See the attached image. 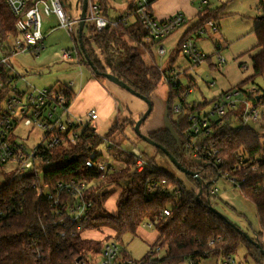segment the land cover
I'll return each mask as SVG.
<instances>
[{
  "label": "trees",
  "instance_id": "obj_1",
  "mask_svg": "<svg viewBox=\"0 0 264 264\" xmlns=\"http://www.w3.org/2000/svg\"><path fill=\"white\" fill-rule=\"evenodd\" d=\"M157 1L159 0L154 3ZM98 2L104 15L110 19L107 0H98ZM223 7L224 5L216 10L205 7L199 13V22L185 34L180 45L192 33L206 28L210 21L217 22ZM262 8L263 13L254 30L257 47L260 48L255 55H252L254 73L241 83L243 85L236 86L239 88H249V85L255 82V78L264 76V5ZM131 16L136 18V22L132 25L128 23V18ZM116 19H120L118 27L108 26L104 31L93 33L89 37L83 35L84 51L79 45L78 37L75 39L80 63L85 65L95 77L102 78V75H95L89 66L87 55L101 74L114 75L136 93L150 99L165 72H161L157 64H147L144 59V53H149L153 45L147 46L145 31L134 8H129L127 13ZM14 23L15 18L10 9L4 0H0V43L7 41L8 34H14ZM93 44L97 50L91 47ZM216 50L221 51V47L217 46ZM10 78V73L0 66V84H2L0 110L6 98L12 93L13 82L18 81L13 77L10 82ZM168 86L167 111L174 134L164 128L148 136L167 149L188 170L199 173L201 183L197 177L184 174L196 185L198 191H188L179 178L161 169L147 155L148 166L144 172L132 174L135 158L130 154L120 157L122 167H118L116 172L108 175L106 182L89 192L87 200L92 202V209L86 221L75 224L65 218L63 219L65 223L54 224L50 216L51 203L42 198L41 192L34 185L37 184L44 192L52 191L62 181L101 179L103 173L87 168L85 163L89 159H99V156H90L95 147L102 141L112 139L115 131L124 127L115 124L103 139L97 135L96 128L89 125L79 134L76 143L67 141L58 146L44 155L47 159L41 162L40 166L23 174L22 177L11 179L6 177V181L0 186V207L12 203L14 208L11 216L0 219V264H75L78 258L86 256L82 249L94 241L89 236L90 232H96L95 230L100 226L110 227L114 232L112 238L119 243L126 235L135 236L146 222L153 224L152 228L156 230L158 237L149 247L148 253L139 261L141 264H200L202 260L211 256L221 259L233 256L242 246L258 264H264V255L261 252L264 250V145L261 142V134L249 125L241 124L234 127L237 113L230 111L223 125L212 122L211 134L206 136L203 131L197 145L192 146V142L190 144L185 138V132L191 129L189 116L194 112L202 111L212 101L190 105L186 101L188 89L181 84L174 87L171 82H168ZM60 90L63 92L66 105L71 106L74 101L73 92L70 89ZM258 91V100H254L256 107L258 103L264 101L262 94L264 89ZM175 100L176 103L182 104L183 109L180 113L174 111ZM173 114H177L175 120ZM125 122L127 123V120ZM131 126L135 131V122ZM210 142H216L220 149L219 157L223 161L219 167L220 171L228 172L230 177H234L243 195L255 206L261 231L253 240L257 241L260 248L250 243L243 234L230 225L228 220L220 218L211 210L208 200L213 197L211 192L215 181H208V178L216 180L220 177L214 160H200L202 162L200 164L193 158V162L186 164L181 159L184 154L193 156L196 148L204 152L203 145ZM159 152L166 156L161 150ZM240 154L247 158L246 166L241 171L236 170ZM253 166L258 167L257 171L252 170ZM205 172L207 176H204ZM162 180H166V185L151 190L153 183L158 184ZM122 183L125 186L122 187ZM115 186L120 188L115 203L116 212L108 214L105 205L112 196V188ZM200 190L202 194L198 198ZM204 194L207 195L206 199L202 198ZM64 197L70 196L65 194ZM164 210H169L170 215L166 216ZM59 219L60 217L57 216V221ZM30 233L32 237L29 236ZM112 238L110 236L100 238L95 253L101 252L103 239ZM33 241L37 247L34 246ZM163 248L166 252L160 256ZM37 250L41 255L39 259ZM121 250L125 258H130L125 250Z\"/></svg>",
  "mask_w": 264,
  "mask_h": 264
},
{
  "label": "rangeland",
  "instance_id": "obj_2",
  "mask_svg": "<svg viewBox=\"0 0 264 264\" xmlns=\"http://www.w3.org/2000/svg\"><path fill=\"white\" fill-rule=\"evenodd\" d=\"M82 1L83 0H66V10L71 18H78L82 12ZM169 1V0H168ZM174 2V0H170ZM108 2V14L111 18H118L123 14L127 13L129 8L134 5V0H107ZM188 2L189 7L192 10L198 8H205L204 2H209L211 10L224 7L220 10V19L215 22L220 26V31L212 32L210 26H206L207 35H204L202 41H198L200 50L206 55L210 56L213 51H216L215 43L221 44V56L226 61L223 69H219L217 66V57L215 54L212 55L213 61L216 62L215 68L210 70L207 65L201 67L200 65H194L184 56L182 52H172L176 49L177 42L174 46L167 45L166 54L162 57L157 53V47H153V56L155 57V63L159 67H163L165 70L168 68L174 72L176 80L186 87L189 82H193L194 91L188 95V100L199 101L198 103L203 104L210 101L213 102L212 98L220 87L214 88L212 83L219 77H228L229 67L234 65L235 68V79L234 82H240L239 85L250 78L253 71L252 55H255L260 48L257 47V40L254 33L255 28L259 24V18L263 13V3L261 0H184ZM261 3V4H260ZM171 4L166 3L164 6L167 9ZM159 6V5H158ZM172 6H170L171 8ZM177 13L184 14L186 18V24L178 28L168 38L178 33L184 35L189 28L196 24L197 19L186 12V10L176 9V11H167V16H174ZM155 15L157 18L161 16L160 12L156 10ZM47 17L43 16V22ZM136 22L135 16L128 18L130 25ZM55 20L49 19L44 22V27L49 24H54ZM94 26V21H88L85 24L83 35L89 37L91 30ZM78 29H76L77 33ZM61 33V32H58ZM62 38L58 37L57 47H50L46 45V49L43 50L39 56H25L21 59H17L19 64L14 62L13 75L16 72L22 73L21 71L30 70L31 74L28 75L24 80L19 79L17 82L18 89H24L28 87L31 91L34 89H52L55 90H66L75 89L81 83L85 86L90 80L91 72L85 66L74 65V61H64L61 57L63 50L73 49L76 44L69 36L67 37L61 33ZM68 35V34H67ZM69 38V39H68ZM67 40V41H66ZM13 40L9 39L7 43L3 45L0 43V58L3 56L2 49L11 47ZM209 45V46H208ZM227 45V46H226ZM74 46V47H73ZM165 46V45H164ZM169 46V47H168ZM94 50L96 46H91ZM91 47H89L91 49ZM166 48V46H165ZM176 55V56H174ZM144 59L147 64L152 65V58L149 53H144ZM32 64L44 66L36 67L31 69ZM16 65V66H15ZM246 65L247 69L243 67ZM172 68V69H171ZM167 72V74L170 73ZM222 73V75H219ZM238 75V76H237ZM219 76V77H218ZM231 76V73H230ZM71 82L76 83L75 86H71ZM100 85L103 86L104 90L109 96L114 99V109L112 112L101 111L103 103H101L100 96L89 89L79 101H76L73 108L77 115H81V123L90 124L96 128V133L101 138L105 139L109 131L115 126V124L124 125L123 129L115 131L114 136L110 140L102 141L91 153V157L99 156L101 160H107L111 164H115L116 167H122L120 156L124 154H130L133 148H138L144 152L147 157L153 159L154 163L157 164L161 169L168 172L170 175L179 178L188 191H198L196 185L180 172L173 163L164 156L159 150L148 144L146 141L141 139L137 133L132 129L131 124L137 122L148 110V104L138 96L130 93L124 88L115 85L108 79L100 78ZM237 84V83H236ZM195 85H197L195 87ZM238 85V84H237ZM243 85V84H241ZM87 86V85H86ZM236 86V85H235ZM250 87L257 89H264V76H258L255 78V82L249 85ZM75 87V88H74ZM213 87V88H212ZM236 88V87H235ZM77 89V90H76ZM75 91H78L76 88ZM169 98V86L166 77L163 76L157 90L150 98L152 104V111L146 121L141 125L140 131L143 135L148 136L149 134L158 132L166 128V111ZM212 102H210L203 110V113L211 111ZM176 103V100L174 101ZM177 104V103H176ZM259 111L264 116V101L258 103ZM92 108H96L99 118L97 121H91L87 116L88 111ZM177 118V114H173V120ZM127 120V123L125 122ZM234 127L240 126V123H234ZM249 127L258 131L261 134V142L264 145V120H261L258 124L250 122ZM82 129L79 131L81 132ZM44 132L42 129L37 127H26L19 123L13 133L12 140L22 144L28 153H31L34 148L42 143ZM113 147V148H112ZM182 161L186 164L193 162V157L188 154H184L181 157ZM18 165L11 163L7 165H0V186L8 179L22 177L23 174L18 172ZM207 176V173H204ZM208 181H215L213 188H216L217 194L210 199V205L219 213L225 216V218L232 224L236 225L243 232L247 233L250 237L254 238L256 234L261 231L259 220L254 204L248 200L241 192L239 186L234 183L230 178L218 177L208 178ZM125 186L122 183V187ZM119 187L112 188V196L107 201L105 207L108 214H114L116 211L115 200ZM203 199L207 198V195L202 196ZM144 229V230H143ZM90 234L93 238V243L86 245L82 252L94 261L100 259L95 253L96 244L99 243L100 238L113 237V230L108 226H100V228ZM109 235V236H108ZM104 240V239H103ZM157 240V232L153 228H142L135 236L126 235L119 241L121 249L125 250L132 259L140 261L149 251V247L154 244ZM153 242V243H152ZM166 250L163 248L160 252V256L165 254ZM233 264H258L255 259L249 254L245 247H240L236 254L232 256ZM216 260L221 261L222 259L217 256H211L207 259L202 260L201 264H215ZM189 264V263H184Z\"/></svg>",
  "mask_w": 264,
  "mask_h": 264
},
{
  "label": "built area",
  "instance_id": "obj_3",
  "mask_svg": "<svg viewBox=\"0 0 264 264\" xmlns=\"http://www.w3.org/2000/svg\"><path fill=\"white\" fill-rule=\"evenodd\" d=\"M155 1L134 0L132 7L145 31V42L157 44V53L163 56L166 50L161 45V42L178 28L186 24L187 21L182 13H177L167 19L159 20L153 10ZM4 2L15 18L14 34H8L7 41L4 42L7 43L9 39H12L13 45L2 49L3 56L0 58V66L11 75L10 82H12L13 77H16L18 80L20 79L17 74L13 75L12 73L14 71L12 59L14 57L28 54L37 57L45 50L46 37L43 34V16L49 17L54 15L58 19L59 27L65 30L75 41V32L79 28L80 17H70L66 10L65 0H4ZM204 3L206 6H209V2ZM88 21H94V26L90 31L93 34L104 31L108 26L118 27L120 19L107 18L98 0H88L86 23ZM207 25L210 26L212 32L219 31L218 25L215 22L210 21ZM196 34L199 37H203L207 35V30L203 28ZM4 43L1 44L3 45ZM180 52L194 65H202L208 59L200 50L193 36H188L181 42ZM214 54L217 57V66L222 70L226 61L221 56L220 51L216 50ZM61 57L64 61L80 63L79 52L76 46L71 50H63ZM165 77L167 82H171L174 87H178L180 84L176 80L172 70ZM17 82H13L12 93L6 98L2 110H0V165L16 163L19 168L18 172L26 174L35 167L40 166L41 162L47 159L44 156L46 153L65 144L67 141L76 143L79 134L82 132L79 131L87 128L90 124H82L80 118L71 115L69 110L70 106L66 105V100L61 90L34 89L31 91L28 87L20 90L17 87ZM0 88H2V84H0ZM258 92V89L253 87H234L212 102L210 112L203 113L204 110H202L192 113L189 116L191 129L185 132L186 140L190 144L192 142L191 145L195 147L203 131H205L206 136H209L212 132V122H218L217 124L223 125L225 117L230 111L237 113L234 120L236 123H240V125H249L250 122L258 124L262 120L259 108L254 105L255 101L258 100ZM262 94L264 95V93ZM182 109L181 103H177L174 107L176 113H180ZM87 116L91 121H97L99 118L98 112L94 108L88 111ZM19 123L28 128H40L44 132L42 143L34 148L31 153H28L22 144L12 140L13 133ZM203 147L204 152L196 148L192 157L198 162L200 160L213 159L214 164L219 169L220 177L230 178L238 185L237 180L234 177H230L228 172L223 173L220 171L219 167L223 161L219 157L220 149L217 143L210 142L204 144ZM130 154L135 158V164L131 170L132 174L144 172L148 166V158L144 152L138 148H133ZM130 154H124L123 157ZM246 162L247 158L243 154H240L236 170L241 171L246 166ZM85 164L87 168L103 173L102 178L93 179L92 181L78 179H72L66 182L62 181L52 191L45 190L44 192L40 190L41 187L38 188L37 184L34 185L41 192L42 198L51 203L50 216L54 224L61 222L63 224L65 220H70L75 224H81L83 221H86L92 209V202L87 200L89 192L95 190L103 182H106L108 175L118 170L115 164H111L107 160H101L100 158L97 160L89 159ZM257 169V166L252 167L254 171H257ZM160 185H166V180H162L158 184L153 183L151 190L159 188ZM65 194L70 197L65 198ZM211 194L214 196L217 194L216 188H213ZM70 201L72 202L70 203ZM11 204L9 203L3 208L0 207V219L12 215L14 208ZM164 214L169 216L170 211L164 210ZM57 216L60 217L58 221ZM152 227L153 224L150 222L142 225V228ZM29 236L32 237V234L30 233ZM102 242L101 252L96 253L100 257L99 260L94 261L92 258L85 256L78 258L75 264H141L131 257L125 258L121 254L122 250L114 238L103 240ZM33 244L37 247L35 242ZM37 253H39V259L41 257L40 251L37 250ZM233 263L232 256H228L216 264Z\"/></svg>",
  "mask_w": 264,
  "mask_h": 264
},
{
  "label": "crops",
  "instance_id": "obj_4",
  "mask_svg": "<svg viewBox=\"0 0 264 264\" xmlns=\"http://www.w3.org/2000/svg\"><path fill=\"white\" fill-rule=\"evenodd\" d=\"M66 1V0H65ZM166 3H169V4H171L170 6H172L171 8H170V6L169 7H167V9L165 8V4ZM159 5V6H158ZM209 6H210V3H209ZM209 6H206V7H209ZM176 9H184V10H186V12L187 13H189L190 15L192 14V16L194 17V18H196L197 19V21H196V24L199 22V13L204 9V8H198V9H195V10H192L190 7H189V4H188V2H184V0H174V2H171L170 0L168 1V0H159V1H157L155 4H154V6H153V10H154V13L156 12V10H158L159 12H160V14H161V16H159L160 18H158L159 20H164V19H167L168 17H170V16H167L166 17V15H168L167 14V11L169 12V11H176ZM209 9H211V8H209ZM156 16V15H155ZM54 19L55 20V23L54 24H49V25H47V27H44V22L45 21H47V20H49V19ZM110 19H116V18H111L110 17ZM45 21L43 22V34L45 35V37H46V39H45V45H50V47H57V41L59 40V38H57V36L58 37H60V38H62V35H61V33H63L64 35H66L67 37L69 36V35H67V33H66V31L65 30H63V29H61L60 27H59V22H58V19L54 16V15H52V16H49V17H47L46 19H45ZM196 24H194L191 28H189L188 30H187V32L190 30V29H192ZM218 27H219V31H220V26L218 25ZM78 30H79V28H78ZM58 32H61V33H58ZM186 32V33H187ZM185 33V34H186ZM185 34L184 35H182V34H180V33H178L177 35H173L172 37H170V38H165L162 42H161V45L165 48V46H166V48H165V50L167 49V45H169V46H174L175 44H176V42H177V47H176V49L172 52L173 54H175L176 52H178V49H179V46H180V41H181V39L185 36ZM75 35H76V37L75 38H77L78 37V31H77V33L75 32ZM190 36H193V37H195V39H196V41H197V44H199V42L198 41H202V40H204L203 39V37H199V36H197V34L196 33H192ZM70 37V36H69ZM71 38V37H70ZM69 39V38H68ZM72 39V38H71ZM73 40V39H72ZM67 41V40H66ZM73 42H75V41H73ZM147 44V46H152V49H150V52L149 53H152L153 52V47L154 46H156L157 44H150V43H146ZM165 45V46H164ZM215 45V47H217V46H220L221 47V49H222V45L221 44H214ZM168 46V47H169ZM209 46V45H208ZM227 46V45H226ZM74 47V46H73ZM46 49V48H45ZM179 52H180V49H179ZM214 53H215V51H213V53L210 55V56H207L208 57V59H207V61L205 62V65H207V67H209V69L210 70H213V68H215V66H216V62L215 61H213V57H212V55H214ZM221 53V52H220ZM166 54V53H165ZM164 54V55H165ZM151 55V58H152V65H154V64H156L155 63V57L154 56H152V54H150ZM163 55V56H164ZM25 56H27V55H18V56H16V57H14L13 59H12V64H13V69H14V62L13 61H15V63L17 62L18 64H19V61H17L16 60V58L17 59H21L22 57H25ZM29 56H31V55H28L27 57H29ZM161 56V55H160ZM162 56V57H163ZM174 56H176V55H174ZM73 64L74 63H76L75 61L74 62H72ZM74 65H78L79 67H81L83 64H81V63H76V64H74ZM204 64H202V65H200L201 67L203 66ZM235 65V64H234ZM234 65H231V67H229V73H228V77H225V78H223V77H219L217 80H214V82L212 83V86L214 87V88H216V86H219L220 87V89L217 91V92H215V95H214V97L212 98V100L213 99H216V98H218V97H220L222 94H224L225 92H227L228 90H230V89H232V88H234V87H236L237 86V84L239 85V83L240 82H234V79H235V76H236V74H235V66ZM16 66V65H15ZM41 66H44L43 64H40V65H36V64H32L31 66H30V68L31 69H34V68H36V67H41ZM246 66V65H245ZM244 68V67H243ZM172 69V68H171ZM244 69H247V67L246 68H244ZM159 70L161 71V72H165L164 73V77L167 75V71L168 70H170L169 68L167 69V70H165L163 67L161 68V67H159ZM237 70V69H236ZM22 73H19V72H16V74L20 77V79H22V80H24V78H27L28 77V75H33V74H31V72H30V70H24V71H21ZM91 72V71H90ZM230 73H231V76H230ZM219 75H222V73H220ZM238 76V75H237ZM232 77H234V79L232 78ZM100 79L99 78H97V77H95L94 75H93V73L91 72V75H90V80L87 82V86L85 85H83V81H82V78H81V83H79V86L76 84V83H74V82H71V86H75V84H76V88H78V91L76 92L75 91V89H73V88H69L70 89V91L71 92H73V94H74V101H73V103L71 104V106L69 107V110H70V112H71V115H73V116H75V117H80L81 115H77L75 112H74V108H73V106H74V104H75V102L76 101H79L80 100V98L81 97H83L84 95H85V93L86 92H88V90L89 89H92L94 92H96L99 96H100V99H101V103H103V108H102V110L101 111H104V112H112L113 111V109H114V99H113V97L112 96H109L108 94H107V92L104 90V88H103V86H101L100 85ZM237 83V84H236ZM181 84V83H180ZM182 85V84H181ZM236 85V86H235ZM183 86V85H182ZM197 85H195V87H196ZM54 87V86H53ZM53 87H51L50 89H52ZM212 87V88H213ZM26 88V87H25ZM24 88V89H25ZM184 88H186V89H188V91H187V102L190 104V105H194V104H200V103H198L199 101H192V102H190L189 100H188V95L189 94H191L193 91H194V85H193V82H189V84L186 86V87H184ZM77 90V89H76ZM210 101H211V99H210ZM209 101V102H210ZM204 104V103H203ZM205 108V107H204ZM203 108V109H204ZM96 109V108H95ZM202 109V110H203ZM97 110V109H96ZM116 200H117V196H116ZM116 200H115V203H116ZM115 206H116V204H115ZM107 210V209H106ZM116 212V211H115ZM140 230V229H139ZM139 230L137 231V233L139 232ZM144 230V229H143ZM90 234H95V233H93V232H90ZM85 236H87L86 234H85ZM157 237H158V234H157ZM153 243V242H152ZM218 262V260H216V262H215V264ZM201 264V263H200Z\"/></svg>",
  "mask_w": 264,
  "mask_h": 264
},
{
  "label": "water",
  "instance_id": "obj_5",
  "mask_svg": "<svg viewBox=\"0 0 264 264\" xmlns=\"http://www.w3.org/2000/svg\"><path fill=\"white\" fill-rule=\"evenodd\" d=\"M87 7H88V0H83L82 3V12L80 15V24H79V30H78V40H79V45L81 47V49L84 51V46H83V31H84V27L86 24V19H87ZM86 59L89 63V66L92 68V70L94 71L95 75L99 76L102 75V77L108 79L109 81H111L112 83H114L117 86H120L122 88H124L125 90L129 91L130 93L138 96L139 98L143 99L147 104H148V110L146 111V113L135 123V133H137V135L143 139L144 141H146L148 144L156 147L157 149L161 150L171 161V163L174 164V166L182 173L189 175L191 177H197L199 183L202 182L201 178L199 177V173L198 172H193L191 170H188L186 167H184L167 149L163 148V146L157 144L156 142H154L149 136L143 135L140 131L141 125L146 121V119L148 118V116L150 115L151 111H152V104L150 99H148L145 96H142L138 93H136L133 89H131L127 84H125L124 82H122L121 80H119L117 77H115L114 75L110 74V73H100L97 70V67L94 65V63L89 59V57L86 55ZM168 108V106H167ZM166 128L169 129L173 134V128L171 125V122L169 121L168 118V111H166ZM202 194V190L199 191L198 193V198L200 197V195ZM208 203L210 204V200H208ZM211 210H213L214 212H216L220 218L225 219V216L222 215L221 213L217 212L211 205H210ZM230 223V222H229ZM230 225L234 228H236V230L243 234L244 237L253 245H256L257 247L260 248L259 244L257 243V241L253 240L252 237H250L247 233L243 232L240 228H238L236 225L230 223ZM262 254L264 255V250H261Z\"/></svg>",
  "mask_w": 264,
  "mask_h": 264
}]
</instances>
